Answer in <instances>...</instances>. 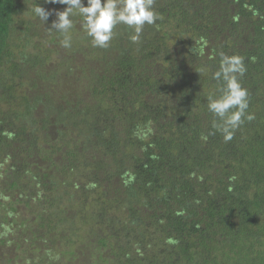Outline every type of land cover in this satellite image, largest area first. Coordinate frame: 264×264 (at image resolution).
I'll return each mask as SVG.
<instances>
[{
  "label": "trees",
  "instance_id": "1",
  "mask_svg": "<svg viewBox=\"0 0 264 264\" xmlns=\"http://www.w3.org/2000/svg\"><path fill=\"white\" fill-rule=\"evenodd\" d=\"M38 3L0 0V264H264V0H154L104 49ZM220 52L255 116L228 142Z\"/></svg>",
  "mask_w": 264,
  "mask_h": 264
},
{
  "label": "clouds",
  "instance_id": "2",
  "mask_svg": "<svg viewBox=\"0 0 264 264\" xmlns=\"http://www.w3.org/2000/svg\"><path fill=\"white\" fill-rule=\"evenodd\" d=\"M45 4L63 5V10H48L36 4L33 15L44 25L50 17L52 19L49 32H56L63 38L61 47H72V37L69 35L74 27V16L81 18V29L90 40L94 48H107L114 37V29L118 25H125L132 29L129 39L138 43L145 25H157L161 19L158 12L153 9L154 0H43ZM244 58L238 55L219 53V66L212 74V79L218 82L216 94L207 96L206 107L212 114V128L220 132L225 142L231 141L235 131L245 120L255 119L249 113V93L240 83V78L246 72ZM206 71L205 67L200 69ZM214 134V133H211ZM7 199V197H4ZM11 215V213H9ZM0 235H7L11 228L4 225Z\"/></svg>",
  "mask_w": 264,
  "mask_h": 264
}]
</instances>
